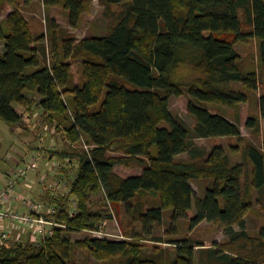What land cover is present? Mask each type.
Masks as SVG:
<instances>
[{"label": "trees", "instance_id": "trees-1", "mask_svg": "<svg viewBox=\"0 0 264 264\" xmlns=\"http://www.w3.org/2000/svg\"><path fill=\"white\" fill-rule=\"evenodd\" d=\"M34 1L48 12L60 6L70 27L92 9V0L22 3ZM98 2L108 19L103 35L77 39L48 19L50 49L44 33L33 35L17 0L0 5V118L22 126L23 111L37 107L69 144L85 143L59 153L77 159V170L68 196L50 199L55 211L44 214L65 226L37 242L0 247V264H76L77 250L101 264H264V226L253 236L245 223L255 202L252 190L264 189V140L245 142L235 162L222 145L202 154L193 144L194 138H242L238 122L207 103L233 107L257 90L264 76V0ZM250 39L257 41L258 70L249 69L235 48ZM73 62L79 63V83ZM182 65L191 75L175 76ZM172 96L187 98L193 127L171 111ZM257 107L258 115L250 111L244 122L255 134L262 131L264 95ZM182 153L189 156L177 158ZM195 179H210L202 196L192 186ZM166 209L172 210L169 233L180 219L190 230L207 221L227 240L210 246L191 238L170 241L173 255L154 234ZM113 218L123 225L122 239L72 235L100 230ZM144 240L156 244L152 251L143 249Z\"/></svg>", "mask_w": 264, "mask_h": 264}, {"label": "rangeland", "instance_id": "rangeland-1", "mask_svg": "<svg viewBox=\"0 0 264 264\" xmlns=\"http://www.w3.org/2000/svg\"><path fill=\"white\" fill-rule=\"evenodd\" d=\"M18 5L30 24L33 35L44 33L46 35V45L50 49V44L47 39L49 32V20H54L57 27L68 30L65 34L73 35L79 39L86 35H103L107 29L108 19L103 16V7L98 0H92V9L90 13H85L82 16L81 23L78 27H70L65 17L63 9L58 6L52 8L49 12L43 8L38 1L31 2L27 5L22 3L23 0H17ZM3 0H0V5ZM12 6H8L1 14L4 17ZM3 27L6 30V22L3 21ZM61 35V34H60ZM0 42V46H1ZM240 57L247 63L249 69L258 70V46L255 39H250L246 42H237L235 44ZM72 72L74 81L79 83L80 67L78 62H73ZM192 70L187 65L180 66L175 71L176 77H186L191 75ZM234 88L244 90L241 83H232ZM249 100L245 103H240L233 107H227L220 104L207 103L208 108L212 112L221 113L230 120L238 122L241 128L242 138L222 136L210 138H194L193 144L197 146L198 151L202 154L211 150L214 145L224 146L226 152L231 157L232 162L241 160V151L245 142H253L260 144L264 140V122L261 124V132L259 134L247 128L244 124L248 113L258 115L257 99L258 96L264 95V76L259 74V83L256 91L248 92ZM187 98L185 96H172L169 100V108L172 112L179 114L189 127H193L195 120L190 115L186 108ZM64 134L61 130L56 129L53 124L48 123L39 108L34 107L32 110L23 111L22 126H10L0 118V189L5 184V176L10 174V171L18 167H26L32 161H36L37 167L34 170H28L27 177H24L22 182L17 185L18 192H24L25 200L39 201L45 205L53 203L50 199L53 197L61 198V196H68L70 179L73 178L77 170V159L61 158L59 153L70 152L73 149L85 148V143L69 144L64 139ZM235 149V150H234ZM50 151H54V156L49 157ZM57 151V152H56ZM188 153H182L177 158H186ZM123 167H118L121 171ZM245 183V179L243 178ZM210 183V179L192 180V186L197 195L202 196L204 193V186ZM252 195L255 199L252 209L245 216V223L249 234L256 236L261 227L264 226V189L260 193L257 190H252ZM147 198L144 196V199ZM93 199H97L96 196ZM54 200V199H53ZM51 201V202H50ZM21 205V204H20ZM19 205V209H21ZM24 206L22 205V208ZM96 209V206H93ZM171 209H166L163 213V223L156 225L154 234L163 236L165 242L160 243L161 247L167 248L173 255L176 244L170 241H182L185 238H191L198 243H204V246H210L214 242H223L227 240V235L218 225L211 222L202 221L192 230L189 229V221L180 219L174 223L175 232L169 233L170 229V215ZM139 225L135 223L132 228L138 230ZM23 241L29 237L30 228L24 227ZM237 228V227H236ZM123 225L118 218L106 220L103 230L109 235L103 236L108 239H122ZM94 233H74L73 237L92 236ZM101 236L99 234H94ZM97 236V237H98ZM33 241L37 242L41 239L40 236L32 235ZM144 250L152 251L153 246L156 245L153 241L144 240ZM201 247V246H199ZM199 247H196V259L199 254ZM76 264H101L98 260L90 257L84 258L82 250L76 252Z\"/></svg>", "mask_w": 264, "mask_h": 264}, {"label": "built area", "instance_id": "built-area-1", "mask_svg": "<svg viewBox=\"0 0 264 264\" xmlns=\"http://www.w3.org/2000/svg\"><path fill=\"white\" fill-rule=\"evenodd\" d=\"M36 167L37 163L34 160L28 163L26 167L15 168L5 176V184L0 189V247L22 241L24 227L30 228L29 233L31 235L29 239L33 241L32 235L44 238L52 234L55 226H65L44 216V214L54 212V207L36 200H25L23 198L25 197L24 192H18V183L22 182L24 177H27L28 170H34ZM19 205L21 209L18 208ZM105 222L100 230L90 231L101 236L94 234L93 236L103 237L109 235L103 230Z\"/></svg>", "mask_w": 264, "mask_h": 264}, {"label": "crops", "instance_id": "crops-1", "mask_svg": "<svg viewBox=\"0 0 264 264\" xmlns=\"http://www.w3.org/2000/svg\"><path fill=\"white\" fill-rule=\"evenodd\" d=\"M42 4V3H41ZM42 6H43V4H42ZM43 8H44V6H43ZM26 239L28 240L29 239V237H26Z\"/></svg>", "mask_w": 264, "mask_h": 264}]
</instances>
